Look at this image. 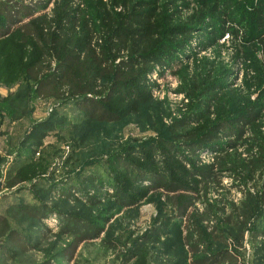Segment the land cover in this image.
Listing matches in <instances>:
<instances>
[{
    "label": "rangeland",
    "instance_id": "rangeland-1",
    "mask_svg": "<svg viewBox=\"0 0 264 264\" xmlns=\"http://www.w3.org/2000/svg\"><path fill=\"white\" fill-rule=\"evenodd\" d=\"M257 1L236 5L247 11ZM73 3L85 7L83 0ZM156 6L159 18L173 25L167 38L175 52L154 64L140 99L115 96L110 107L122 113L118 121L90 119L78 97L38 96V82L26 71L30 65L38 71L32 64L38 47L17 26L0 37V217L30 244L25 249L8 234L0 238V264H193L221 252L231 253L235 264H264V171L226 169L218 180L195 172L221 150L232 153L229 165L234 153L246 158L257 150L263 127L247 126L241 138L236 133L250 105L264 122V77L253 79L250 61L235 60L238 49L249 47L242 37L248 28L239 26L234 41L230 33L217 36L214 20L191 30L195 0H157ZM185 25L190 33L183 41ZM0 27H6L1 13ZM207 82L217 85L218 96L206 106ZM220 116L229 126L215 143L198 146ZM185 133L196 136L174 138ZM168 178L189 190H167ZM72 218L90 232L67 259L76 236L65 230Z\"/></svg>",
    "mask_w": 264,
    "mask_h": 264
},
{
    "label": "trees",
    "instance_id": "trees-1",
    "mask_svg": "<svg viewBox=\"0 0 264 264\" xmlns=\"http://www.w3.org/2000/svg\"><path fill=\"white\" fill-rule=\"evenodd\" d=\"M156 1L83 0L85 7H81L80 4L74 5L73 0H33L30 3L25 0H0V13L6 21V27H0V37L10 34L12 28L17 26L23 38L33 40L38 47V59L32 62L38 71H32L31 65L26 69L29 76L38 82V96L52 97L58 101L78 97V105L85 116L97 121H118L122 118V113L110 107L115 96H118V102H127L133 95L140 99L145 94L140 90V86L145 83L154 64L164 59L168 62L175 52L167 38L172 34L170 30L173 25L167 26L169 21L165 18H161L160 23ZM195 1L197 6L191 14V30L194 26L199 27L204 22L214 20L217 36L224 37L225 33H230L235 41L239 39V26L248 28L242 37L246 44L249 43V47L238 49L235 60H249L250 66L255 70L252 78L259 77L261 80L264 77V0L250 3L251 8L247 11L242 7L239 9V5H236L239 0ZM49 4H52V8L46 13L43 10ZM161 27L164 32L170 34L163 38L161 31H157ZM179 28L182 32H188L183 39L185 41L190 33L189 26ZM256 51L259 52L260 58L255 56ZM167 53L172 55L165 58ZM106 82L108 84L103 85ZM216 88L218 87L215 83L205 84L206 106L211 98L218 96L213 93ZM262 99L264 100V97ZM261 116V110L257 109L256 105H250L238 119V138L243 136L247 126L264 128V122L259 123ZM227 120L226 117L220 116V121L202 134L203 139L200 140L203 141L199 142L198 146L215 143L218 139L215 134L229 126ZM188 136L191 138L188 140H194L196 134L185 133L174 135V138ZM257 140V150L251 152L248 157L243 158L234 153L236 160L229 165L232 153L221 150L214 155L211 163L195 167V172L204 180H218L220 171L226 169L240 168L241 171L251 173L263 172L264 129ZM229 144L231 148H235L232 141ZM249 152L247 149V153ZM168 180L169 178L166 179V184L164 183L167 190H189L174 180ZM162 185L159 184V187ZM262 186L264 203V180ZM124 202L130 205L134 203ZM72 219L67 221L65 230L74 231L76 236L72 247L65 250L67 259L72 258L76 247L88 236L87 232H90L89 227L81 223L80 219ZM0 225V238L8 234L12 243L22 244L25 249L30 248L29 241L25 244V237L8 228L4 218L0 217ZM93 232L99 234L100 229L95 228ZM192 233L193 230L191 236L187 237L188 244L193 241ZM110 247L114 248L115 245ZM191 251L197 250L191 245ZM230 257L231 253L221 252L211 258L196 260L193 264H224ZM230 259V263L235 264L232 258ZM46 264L59 263L48 261Z\"/></svg>",
    "mask_w": 264,
    "mask_h": 264
}]
</instances>
